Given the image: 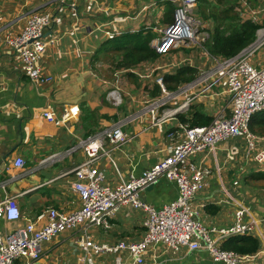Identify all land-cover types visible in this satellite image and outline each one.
I'll use <instances>...</instances> for the list:
<instances>
[{
    "label": "crops",
    "instance_id": "obj_1",
    "mask_svg": "<svg viewBox=\"0 0 264 264\" xmlns=\"http://www.w3.org/2000/svg\"><path fill=\"white\" fill-rule=\"evenodd\" d=\"M162 2L174 6L171 14L161 7L154 14ZM247 2L240 16L262 25L264 0ZM176 3L177 0H0V180L5 184L0 188V201L14 196L22 217L17 223L0 220L1 238L26 220L34 222L49 208L64 213L81 208V198L71 188L76 181L72 170L85 159L80 142L87 136L122 125L126 143L117 149L106 144L108 156H101L96 164L103 175L102 186L113 188L161 161L168 154L167 148L180 141L178 134L172 140L168 138L169 133L179 132L180 124L201 123V116L211 123L219 116L230 115L232 104L224 77L203 49L212 23L200 17L197 0L193 12L200 22L198 43L172 49L153 62L127 69H115L114 58L98 55L109 36L146 29L156 35L153 39L160 38L171 24L166 21L167 15L173 21ZM35 12L51 16L39 64L49 82L24 76L18 55L5 44V36L18 34L25 18ZM263 54L264 48L256 60H261ZM184 68L193 70L194 76L170 90L173 97L166 107L179 108L187 100L188 105L166 123L153 125L148 101L161 92L156 80L161 77L165 87V77H173ZM113 89L121 94L118 106L107 98ZM73 106L78 107V113L66 122L54 123L43 116L50 107L60 118L63 110ZM256 137L252 146L243 137L228 138L213 150L189 158L208 171L192 201L196 221L209 231L227 229L234 223L238 205L247 208L243 224L252 220L254 226L245 236L256 241L257 249L242 264H264V178L260 176L264 168L255 162L256 155L264 149V137ZM16 158L24 161L23 167L12 166ZM176 195L175 185L160 179L141 191L139 199L159 210ZM145 220L141 210L123 206L109 218L108 229L79 226L43 242L39 259L33 264H88L87 258L94 264H116L117 260L119 264H136L126 251L88 256L78 243L84 237L98 245L138 243L145 235ZM44 222L45 218L36 225ZM24 262L20 259L16 264ZM142 264L217 263L206 251H189L185 247L173 251L157 243L146 250Z\"/></svg>",
    "mask_w": 264,
    "mask_h": 264
},
{
    "label": "built area",
    "instance_id": "obj_2",
    "mask_svg": "<svg viewBox=\"0 0 264 264\" xmlns=\"http://www.w3.org/2000/svg\"><path fill=\"white\" fill-rule=\"evenodd\" d=\"M238 3L242 8L246 6L245 0H238ZM194 4L195 0H177L173 23L164 30L160 38L153 39L150 43L157 54H166L172 49L199 42L200 22L193 12ZM50 22V14L35 12L25 18L24 26L18 34L5 36L6 46L18 55L21 72L29 80L50 81L48 76L42 75L39 68L47 45L44 33ZM112 38L114 36H109V39ZM262 48H264V28L258 38L236 56L226 59L211 56L227 86L232 104L230 115L219 116L207 126L189 127L180 124L179 132L168 134L170 140L176 134L180 135V141L167 148L168 154L161 161L139 175L130 176L127 182L113 188L103 187L101 184L103 175L96 168L99 158L108 156L106 144L117 149L126 143L121 124L99 130L82 140L80 147L85 159L72 170L76 181L71 185L72 190L81 198V208L71 213L49 208L34 222L26 220L21 227H17L4 238L0 237V264H16L20 259L25 260L24 264H33L39 259L40 246L43 242L79 226L108 229L109 218L123 206L141 210L146 215L143 239L138 243L120 241L114 245H98L84 237L78 245L88 256L91 253L113 254L126 251L136 264H142L146 250L153 244L161 243L173 251L182 247L189 251H206L217 264H242L248 261L251 255H239L221 249L222 241L231 236H245L254 226L252 220L243 224L242 220L248 215L245 205H238L234 223L227 229L209 231L201 222L194 219L192 201L201 189L202 180L208 171L190 162L189 158L204 150H213L217 143L228 138L243 137L249 146H252L253 141L257 139L250 132L249 123L253 115L264 111V54L260 56L261 60H256ZM203 49L205 50L204 46ZM198 75L200 77L202 73L199 72ZM203 78L204 75L200 81L204 80ZM156 83L161 90L159 97L148 102L152 124L157 126L174 118L189 101L187 100L179 108L166 107L173 93L165 89L161 77ZM107 98L115 106L121 104V94L117 89L111 90ZM77 113L78 107L73 106L68 111L63 110L60 118H57L48 107V110L43 112V116L48 121L59 123L66 122ZM255 162L264 165V149L256 155ZM23 165L24 161L21 158H16L12 162L15 168H21ZM160 179L172 182L176 187L177 195L159 210H155L149 204L141 202L139 194L157 184ZM236 184L235 182L234 185ZM4 186L5 184L0 180V188ZM43 218H45L44 224L37 226L36 222ZM21 219L14 196H7L0 201V220L17 223ZM211 233L214 237H211ZM87 262L94 264L91 258H87ZM116 264H119L118 260Z\"/></svg>",
    "mask_w": 264,
    "mask_h": 264
},
{
    "label": "trees",
    "instance_id": "obj_3",
    "mask_svg": "<svg viewBox=\"0 0 264 264\" xmlns=\"http://www.w3.org/2000/svg\"><path fill=\"white\" fill-rule=\"evenodd\" d=\"M197 1L200 17L204 20H211L212 23V30L205 41L204 48L210 56L217 59L231 58L239 54L255 41L256 32L264 27V23L259 25L240 16L243 8L240 7L238 0ZM165 5L166 11L171 14L174 6L167 2ZM166 21L173 23L168 15ZM153 36L146 29L124 33L102 44L98 55L103 54L114 58L115 69H127L143 62H153L159 58V54L150 46ZM193 76V70L180 69L175 76L165 77L164 85L170 91L176 88L179 82H186ZM258 114L252 116L249 130L264 137V111L260 112V116ZM200 119L201 123L191 124L189 127L207 126L211 121L205 116H201ZM260 176L264 178V174ZM221 249L233 251L239 255H252L251 253L257 249V243L247 236H231L221 245Z\"/></svg>",
    "mask_w": 264,
    "mask_h": 264
},
{
    "label": "rangeland",
    "instance_id": "obj_4",
    "mask_svg": "<svg viewBox=\"0 0 264 264\" xmlns=\"http://www.w3.org/2000/svg\"><path fill=\"white\" fill-rule=\"evenodd\" d=\"M246 1V6L248 5V2H247V0H245ZM165 2H162V3H160L159 5H158V9H156L155 11H154V14H156V12L159 10V7H161L162 9H165ZM245 6V7H246ZM240 7H242V6H240ZM244 8V7H243ZM154 24V23H153ZM154 37H156V35L154 36ZM258 166H260L261 168H264V165H258ZM100 230H102V231H104L103 229H101V228H99Z\"/></svg>",
    "mask_w": 264,
    "mask_h": 264
},
{
    "label": "clouds",
    "instance_id": "obj_5",
    "mask_svg": "<svg viewBox=\"0 0 264 264\" xmlns=\"http://www.w3.org/2000/svg\"><path fill=\"white\" fill-rule=\"evenodd\" d=\"M112 39H113V38H112ZM109 40H110V39H109ZM152 40H153V39H152ZM152 40H151V41H152ZM159 56H160V55H159ZM250 132H251V131H250ZM251 133H252V132H251ZM252 134L256 136V134H254V133H252ZM13 214H14V213H13Z\"/></svg>",
    "mask_w": 264,
    "mask_h": 264
}]
</instances>
